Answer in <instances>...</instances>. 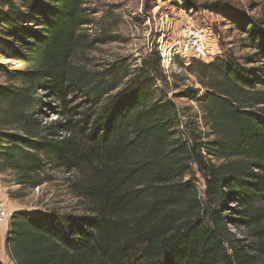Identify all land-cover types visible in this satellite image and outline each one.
<instances>
[{"label": "trees", "instance_id": "obj_1", "mask_svg": "<svg viewBox=\"0 0 264 264\" xmlns=\"http://www.w3.org/2000/svg\"><path fill=\"white\" fill-rule=\"evenodd\" d=\"M96 12L88 0H0V55L21 65L0 63V175L36 188L69 173L84 207L14 212L11 260L264 264V19L229 16L253 50L244 62L180 61L205 90L181 92L193 116L169 97L177 74L157 47L136 66L83 63L113 40L91 34Z\"/></svg>", "mask_w": 264, "mask_h": 264}, {"label": "rangeland", "instance_id": "obj_2", "mask_svg": "<svg viewBox=\"0 0 264 264\" xmlns=\"http://www.w3.org/2000/svg\"><path fill=\"white\" fill-rule=\"evenodd\" d=\"M88 2L89 6L97 11L91 17L93 20L89 26L91 34L101 32L113 37L110 42L97 44L95 48L81 56L83 63L91 67L107 64L118 57H129L133 66L139 65L142 56L150 53L153 47L159 50L161 47L168 48L175 44L183 36V29L188 26L202 29L207 33V44L211 45L213 52L220 50L222 55L232 54L244 62L247 56L252 55L253 50L246 47L243 35L234 29L229 16L240 12L256 19H264V0H198L199 4H206L210 8L201 6L195 9L183 8L181 0H88ZM180 61L186 65L191 62L177 57L169 68L163 67L167 74L172 72L177 74L174 80L171 79L173 85L168 95L181 108H190L188 112L195 116L198 111L197 102L183 97L181 92L187 87L199 88L200 94L205 90L197 78L181 66ZM0 63L11 65L12 68L21 67L18 61L9 55H0ZM5 79L4 74L0 72V81ZM54 119L56 115L49 113L48 120ZM48 172L52 180L36 188H21L10 176L0 175V198L6 202L10 215L8 222L0 225V261L3 264H14L6 247L10 219L14 212L49 210L60 214L84 212L80 201L69 191L70 174Z\"/></svg>", "mask_w": 264, "mask_h": 264}, {"label": "built area", "instance_id": "obj_3", "mask_svg": "<svg viewBox=\"0 0 264 264\" xmlns=\"http://www.w3.org/2000/svg\"><path fill=\"white\" fill-rule=\"evenodd\" d=\"M183 36L176 41L175 44L168 48H160L162 66L169 68L170 64L174 62V58L181 57L189 62L191 60H198L208 62L213 60V57H219L222 54L220 50L213 52L211 45L207 44V33L203 30L193 26H188L183 29ZM9 213L4 199L0 198V225L8 222ZM1 236V232H0Z\"/></svg>", "mask_w": 264, "mask_h": 264}]
</instances>
